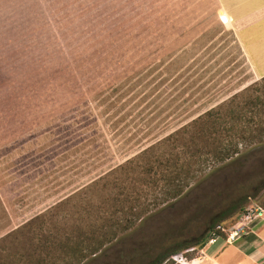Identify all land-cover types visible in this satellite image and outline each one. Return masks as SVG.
I'll use <instances>...</instances> for the list:
<instances>
[{"label": "rangeland", "instance_id": "obj_1", "mask_svg": "<svg viewBox=\"0 0 264 264\" xmlns=\"http://www.w3.org/2000/svg\"><path fill=\"white\" fill-rule=\"evenodd\" d=\"M256 81L235 103H258L259 135L264 79L218 0H0V264H148L264 207V133L173 200L164 162L187 172L185 148L128 161Z\"/></svg>", "mask_w": 264, "mask_h": 264}, {"label": "trees", "instance_id": "obj_2", "mask_svg": "<svg viewBox=\"0 0 264 264\" xmlns=\"http://www.w3.org/2000/svg\"><path fill=\"white\" fill-rule=\"evenodd\" d=\"M252 88H256V90L259 89L258 81L251 84L245 90L234 94L228 100L200 114L198 117L184 124L155 144H152L148 148L142 150L128 161L133 160L135 157H143L147 154L151 156V154L155 153L160 146L167 144L168 142H170L174 149L181 147L184 150L185 148L186 151H183L182 153L185 154L184 160H188L187 172H185L183 169L184 165L180 164V155L177 153L176 158H169L166 160V162H164V165L167 167L168 171H170V174H163L162 176V179L166 181V185H164L163 190L165 189L167 200H173L182 196L186 188L190 185L191 181L194 180V178H196L199 173L205 170L204 168L206 165L207 167L210 165L216 166L217 164L233 158L239 153L240 143L254 141V139L263 135L264 128L260 130L259 135H256L252 132L253 127L258 124L254 121L255 115L252 114L251 117H249L247 114H245L247 113V107L253 104L258 105V103L254 101H248L242 105H236L235 103L241 96L245 95V91H249ZM225 108L228 109L226 110L228 112L224 111ZM239 122H245V124H239ZM192 132L195 133V136L193 137L189 135ZM249 132L251 136L247 135ZM183 139L184 144L182 146L175 147L176 143ZM202 139L205 141V145L203 146L200 144ZM156 158L158 161H162L160 157ZM193 165H195L197 168L191 171ZM160 166H162V164ZM152 170V167L147 169L149 173ZM241 204L242 203L221 214L217 222L215 221L209 226L208 231L215 230L217 224L222 222L223 219L231 215L236 209L239 208V212L235 216V218H237L246 209V207ZM217 232L219 234H223L220 230H217ZM207 242L208 233L201 234L195 238L185 239L172 248H168L158 253L152 260L149 261L148 264H163L164 262H168L171 256L178 254L179 252L184 251L191 246L196 247V249L194 248L195 250H197V248L203 249ZM102 245L103 242L92 250L93 252H91V255L97 257L99 255V248ZM184 254L187 253L184 252Z\"/></svg>", "mask_w": 264, "mask_h": 264}, {"label": "crops", "instance_id": "obj_3", "mask_svg": "<svg viewBox=\"0 0 264 264\" xmlns=\"http://www.w3.org/2000/svg\"><path fill=\"white\" fill-rule=\"evenodd\" d=\"M218 4L235 31L252 75L264 78V0H218ZM200 251V259L181 264H264V218L256 220L252 233L236 243L220 240Z\"/></svg>", "mask_w": 264, "mask_h": 264}, {"label": "built area", "instance_id": "obj_4", "mask_svg": "<svg viewBox=\"0 0 264 264\" xmlns=\"http://www.w3.org/2000/svg\"><path fill=\"white\" fill-rule=\"evenodd\" d=\"M260 218H264V207L258 204L250 205L231 223L220 222L215 230H210L207 244H216L220 240L229 245L234 244L242 237L251 234L254 222ZM217 230L223 234H219ZM184 255L181 254L182 262L187 259Z\"/></svg>", "mask_w": 264, "mask_h": 264}, {"label": "water", "instance_id": "obj_5", "mask_svg": "<svg viewBox=\"0 0 264 264\" xmlns=\"http://www.w3.org/2000/svg\"><path fill=\"white\" fill-rule=\"evenodd\" d=\"M208 232H209V231H208ZM208 232H207V233H208Z\"/></svg>", "mask_w": 264, "mask_h": 264}]
</instances>
